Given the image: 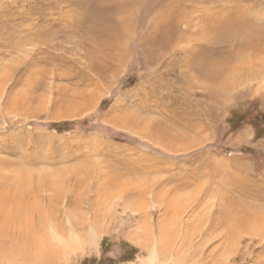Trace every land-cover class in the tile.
<instances>
[{
  "label": "rangeland",
  "instance_id": "obj_1",
  "mask_svg": "<svg viewBox=\"0 0 264 264\" xmlns=\"http://www.w3.org/2000/svg\"><path fill=\"white\" fill-rule=\"evenodd\" d=\"M187 1L166 0L151 17L143 4L142 23L117 58L107 49L108 0H0V176L28 172L45 198L52 185L66 189L62 212L103 210L97 243L64 223V240L54 243L73 249L63 264H162L146 238L162 228L178 264L264 263V219L245 233L231 227L264 209V53L257 40L251 51L232 38L245 24L264 28V0L190 8L197 24L209 10L220 25L211 44L182 41L170 52L171 17L156 35L149 20ZM186 21L180 30L202 29ZM191 59L244 71L255 64L263 74L213 103L192 84L183 62Z\"/></svg>",
  "mask_w": 264,
  "mask_h": 264
},
{
  "label": "bare ground",
  "instance_id": "obj_2",
  "mask_svg": "<svg viewBox=\"0 0 264 264\" xmlns=\"http://www.w3.org/2000/svg\"><path fill=\"white\" fill-rule=\"evenodd\" d=\"M108 1H110L109 7L113 8L111 9L112 14L108 11L109 12L108 18L113 23L114 31L113 34L108 37L110 40L109 42L110 44L109 45L107 44V46H109L107 49L109 48L115 49L116 51L115 57L119 58L120 56H123L122 54H124L129 48V43H128L129 37L132 38L134 36L136 29H138L140 24L142 23V17L144 16H140L139 14L140 12H143L144 9L143 7L146 5L147 7L146 13L144 14H146V16L151 17L152 14L156 13L157 9H158L157 11L161 9L160 6L166 0H151V1L150 0H108ZM187 2L188 4L186 6L181 5L182 7L180 6V4H178V9L175 14H171L169 11L167 12L163 11L161 13L157 12V14L153 17V20H149L150 23H154L151 30L153 31V28H156V31L153 32V34L156 35L158 29L162 28L161 26L167 23V20L169 19V17H171L173 28L171 29L170 34L167 36L168 37L167 40H169V44L166 45L165 47L169 49L170 52L173 50V48H176L178 44L181 43L182 41L184 42L187 41V43L189 44L193 43V45H199L198 43L200 42L201 44L203 43L211 44L212 31L210 30L214 29L215 27L218 28V26L220 25V24L217 25V22L219 21L218 18L215 17L214 15H211L212 13H209L208 12L209 10H207V12L201 14L202 19L200 21L202 25H200V22L198 23L199 27H202L201 30L199 29V31L197 32L193 31L194 33L188 34L186 31H184L185 30L184 27H187L186 25H183L182 28L183 30H180L181 22L186 20L194 22L193 26L198 27L197 24L198 20H195L196 12H194L190 8L193 7V9L195 8L196 10H198L199 9L198 7L201 4V2L205 3V5H207L208 8L210 7L208 5L213 1L191 0ZM228 25H231V23ZM260 26L261 25H257L254 22L251 24H245L243 25V27L241 26L242 28L239 30L240 32L236 31V33H232V38L237 40L240 39L239 41L245 43L244 45L246 46L244 47H246L247 49H249L248 48L249 44H251L254 40H257V43L253 44L255 51L260 50L262 53H264V48H263L264 28L261 29ZM148 36L150 37V35ZM171 38H173L172 41ZM193 45L191 47H193ZM249 50L252 51V49ZM193 53H195L194 50L191 54ZM160 56L163 57L161 54ZM197 57H199V55ZM244 61L247 62V60ZM183 62L185 63L184 66L187 67V71L191 70L193 72V74L191 75V77H193L192 84L196 86H200L203 92L206 93V97L204 99L207 98L210 100V102L213 101V103L214 101L218 102V99L222 102L226 101L228 99L227 94L229 90L236 88L238 84H241L242 82L247 80L249 77L248 75H250V77L259 78L263 74V71L256 68L255 64L253 65V67L250 66V62L252 61H248L247 64H245V62L243 63V65L246 68L248 65L250 66L249 70H245V71L243 70L244 67L242 66V64L240 66L236 64L235 65L225 64L223 66L221 64L222 66L220 65V67L214 68V64L212 63L213 61L210 62L208 65H203L200 62H199L200 64L196 63L195 61H192V59L191 62L188 60H183ZM235 71L236 74H234ZM240 73H243V75H241ZM199 102L202 101L197 99V103ZM74 103L78 104V107L80 106V96H78V100ZM74 107H77V105H74ZM16 108H18V106ZM11 172H13V175L11 176H5V175L0 176L1 178L0 183L3 184V186L5 185V188L2 187V190L0 191V264H9L8 259L10 260V264H52L53 261H56V264H63L61 259L66 254V252L73 249L72 247L73 242L71 241H70V246L68 247H62L56 244V243L60 244L64 240V236L62 234L63 233L62 226H64L65 222L72 225V234H76L77 233L76 230L77 228H79L78 234H81L80 236L82 238L85 237L84 236V232H85V234L87 235L86 237L91 238L93 244L97 243V240L100 239L101 236L100 234L102 233L101 222L99 221L100 213H102L103 211L102 209L90 210V212L88 213H84V212L73 213L75 212L73 208H69L65 206L66 208L62 212L61 209L58 208L57 206H59L60 200L62 198H65L64 195H66V189L60 188L59 186L55 187L54 185H52V187L45 189L44 192H46V197H48L45 198L44 194L38 193L33 188L32 180H31V177L33 178V176L30 173L27 172L26 174H24L21 170H16ZM41 178L42 177H40L39 179ZM8 183L10 184V187H8L7 185ZM50 195L51 196L53 195L56 198V201L49 200ZM139 195H142V193L139 192ZM79 200H80L79 209L82 210L81 207L82 201L81 199ZM144 206L145 205H142V207ZM253 211L255 212L251 211L252 212L251 216H249L248 214L242 217L238 216L239 217L238 224H234L231 227L234 230H236L238 227V230L240 232L242 231L245 233L244 228L250 227L248 225L259 224V222L264 219L262 215V211L259 212L255 209ZM60 216H62L61 217L62 220L59 221ZM73 221L79 223L75 225L73 224L75 223ZM166 230L162 228V230H160L158 234H153V235L152 233L146 234L147 235L146 238L148 241L147 246L148 247L150 246V250L152 254L151 260H156L159 258L163 260L162 264H169V262L176 264L178 261L177 260L178 257L175 256L173 248L169 247L168 244L165 242L166 241L165 237L167 234ZM185 241L187 242L188 239H186ZM205 241L206 240L202 241V243ZM87 242L92 244V242H90L89 240ZM87 242H85L84 245ZM34 248H35V252H32L31 250H34ZM175 257L177 258L174 259ZM40 259H42V261H40ZM24 261H30V262L21 263ZM158 264H161V262Z\"/></svg>",
  "mask_w": 264,
  "mask_h": 264
}]
</instances>
